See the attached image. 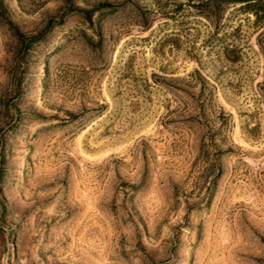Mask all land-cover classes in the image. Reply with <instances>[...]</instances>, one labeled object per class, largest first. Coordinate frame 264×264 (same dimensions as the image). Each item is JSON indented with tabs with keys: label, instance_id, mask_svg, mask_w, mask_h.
<instances>
[{
	"label": "rangeland",
	"instance_id": "374dc122",
	"mask_svg": "<svg viewBox=\"0 0 264 264\" xmlns=\"http://www.w3.org/2000/svg\"><path fill=\"white\" fill-rule=\"evenodd\" d=\"M208 1L0 0V264H264V16Z\"/></svg>",
	"mask_w": 264,
	"mask_h": 264
},
{
	"label": "trees",
	"instance_id": "16d2710c",
	"mask_svg": "<svg viewBox=\"0 0 264 264\" xmlns=\"http://www.w3.org/2000/svg\"><path fill=\"white\" fill-rule=\"evenodd\" d=\"M213 1H218V0H210L208 1V3H211ZM223 1L225 3H236V2L242 3L241 7L245 11H249L259 18L260 17L259 10H261V14L264 16V2H261L260 0H223ZM257 6H260V9ZM87 13H88L87 14L88 20H91L92 10L88 11Z\"/></svg>",
	"mask_w": 264,
	"mask_h": 264
}]
</instances>
